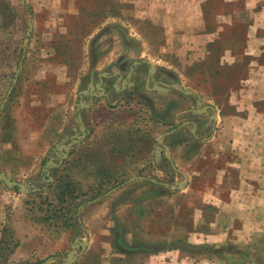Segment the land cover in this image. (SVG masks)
Returning a JSON list of instances; mask_svg holds the SVG:
<instances>
[{"label":"crops","instance_id":"1","mask_svg":"<svg viewBox=\"0 0 264 264\" xmlns=\"http://www.w3.org/2000/svg\"><path fill=\"white\" fill-rule=\"evenodd\" d=\"M99 57L100 60L95 58L89 78L83 77L70 90L69 100L63 104L66 111L55 122L41 173L19 182L27 186L28 192L9 188L0 181L8 191L0 200V258H4L0 264H198L192 256L183 254L187 252L182 241L208 247L224 245L232 236L246 239L254 234L252 224L263 220L264 113L257 112L255 118L229 116L222 135L216 131L202 140L205 145L215 146L214 159L220 156L217 148L225 146L227 150L219 171L221 182L213 186L212 196L206 192L202 200L207 212L215 208L217 212L209 217L193 204L188 218L193 229L188 230L183 224L184 216L181 218L182 206L196 188L190 184L193 176L189 180V172L178 169L179 152L187 143L200 139L193 135L194 128L188 136L190 141L179 142L191 130V126L176 125L185 120L182 100L174 102L173 108L168 106L173 101H160L173 95L178 99L173 91L165 93L140 85L148 73L154 77L151 65L157 81L163 82L158 77V65L148 59L132 61L127 72L119 69L121 65L112 53ZM137 92L149 96L151 102L141 100ZM132 93L137 99L128 105V95ZM137 100L141 102L138 106ZM168 110L173 115L169 126L165 117ZM197 120L195 124L202 127ZM221 121L219 115L215 125ZM249 125L252 131L246 130ZM159 130L162 131L157 135ZM227 153L228 157H224ZM72 165L78 172L71 171ZM168 166L186 176V183H180L184 188L179 191L177 187L173 192V184L149 175L171 172ZM233 174L238 178L229 186ZM112 184L108 193L100 194L101 188ZM220 184L230 192L229 198L215 193ZM63 185L74 193L60 201ZM28 194L53 197L43 204L48 209L39 211L28 205L29 199L24 197ZM182 227L186 233H181ZM82 241L87 242L85 249ZM3 249L10 251L4 255Z\"/></svg>","mask_w":264,"mask_h":264},{"label":"rangeland","instance_id":"2","mask_svg":"<svg viewBox=\"0 0 264 264\" xmlns=\"http://www.w3.org/2000/svg\"><path fill=\"white\" fill-rule=\"evenodd\" d=\"M110 53L119 65L148 59L158 65L160 79L195 92L211 111L204 116L193 112V117L198 114L210 123L214 114L216 124L222 116L218 126L209 125L205 130L209 137L216 131L223 134L229 116L255 118L257 112L264 113V0H0L1 172L22 183L41 173L55 122L66 111L63 104L69 100L70 90L83 77L89 78L95 58ZM183 96L182 101L189 100L185 97L189 95ZM190 100L193 102L183 103V119L191 117L185 108L196 99ZM160 101H173L168 106L174 108L179 99L173 95ZM165 115L169 126L172 112ZM252 128L246 126L247 131ZM188 136L184 133L179 142L190 141ZM214 147L193 142L179 152L178 169L188 171L189 180L193 176L190 184L196 188V193L185 195L182 206L181 218L184 216L188 230L193 229L188 219L193 204L209 217L217 212V208L207 212L202 205L205 193L212 196L213 186L221 182L219 171L227 148H217L220 156L214 159ZM73 170L79 169L72 165ZM149 175L177 187L187 181L173 170ZM237 178L233 174L229 186ZM2 185L0 200L8 192ZM113 185H104L100 194L108 193ZM215 193L227 199L230 192L220 184ZM24 197L40 211L48 209L43 204L53 194ZM260 214L263 220L252 224L254 234L248 238L236 235L224 245L208 247L182 241L187 252L183 254L198 264H264V206ZM185 227L181 233H186ZM3 251L6 255L10 250Z\"/></svg>","mask_w":264,"mask_h":264},{"label":"flooded vegetation","instance_id":"3","mask_svg":"<svg viewBox=\"0 0 264 264\" xmlns=\"http://www.w3.org/2000/svg\"><path fill=\"white\" fill-rule=\"evenodd\" d=\"M127 67V65H125V63H123L122 65H121V70H125V68ZM135 69V66H133V69H131L132 71ZM151 72L152 73H154V77L153 76H151V75H149V73L147 74V76H146V78L144 79V82H140V85L142 84V83H144L145 84V89H146V85H147V87L149 88V89H151V90H157V91H164L165 93H168V92H172L173 90L175 91V90H177V91H179V92H177V94L175 93V95H176V97L179 99H183V95H184V93L185 94H187L188 92H186L184 89H179L176 85H179V84H173V82H171V83H168L167 81L165 82V81H163V82H161V81H157V77H156V70H155V67H153L152 65H151ZM133 73V72H132ZM133 79H135V77L133 78ZM181 86V85H180ZM135 87H137V85L136 84H134V88ZM182 88H183V86H181ZM128 88V86L126 85V87H125V89H127ZM157 88V89H156ZM183 92V93H182ZM133 94V93H132ZM187 95H189V96H185V97H187V98H189V100H187V101H182V103H189V101L192 103L193 101L192 100H190L191 99V97L192 98H194V99H196V103L194 104V105H191V106H188V105H186V108H185V111H189V114L191 115V117L190 118H192V119H198L197 121H199V125H202V127H198L197 126V124H195V121L194 120H192V119H190V120H186V119H188L187 117H186V119L185 120H183L182 121V123H181V127L182 126H184V125H186V126H191V130H187V133H188V135L189 134H191L190 132H192V129H196L194 132V134L193 135H197V136H199V142L200 143H202V140L203 139H207V138H210L208 135H205V130H207L208 128H209V125L211 126H213V125H215V115L214 114H212L211 115V117H210V123L209 122H205V121H202V116H204L205 114L207 115V113H209L211 110H210V108H206L205 106H203V104H202V100H201V98L196 94V93H189V94H187ZM137 96L142 100H145V102H147V103H150L151 101H150V98H149V96H147L146 94H142V93H138L137 92ZM128 97H129V100L130 101H128V105H129V102H132V103H134V101H135V98H136V96H135V94H133L132 96H130V95H128ZM131 97V98H130ZM138 98V99H139ZM137 99V98H136ZM141 102L140 101H138L137 100V103H136V105L138 106L139 104H140ZM207 109V110H206ZM168 112H170L169 110H168ZM183 113H184V110L182 111ZM193 112H195V113H201V112H203V114H201L202 116H200V115H198V114H195V117H193ZM151 112L149 111L148 112V114H150ZM197 115V116H196ZM200 117H201V120H200ZM207 118H209V117H207L206 116V119ZM194 123H193V122ZM186 123V124H185ZM212 129H213V127H212ZM190 137H191V135H190ZM192 138H194V136L192 137ZM182 142V141H181ZM198 143V142H197Z\"/></svg>","mask_w":264,"mask_h":264},{"label":"water","instance_id":"4","mask_svg":"<svg viewBox=\"0 0 264 264\" xmlns=\"http://www.w3.org/2000/svg\"><path fill=\"white\" fill-rule=\"evenodd\" d=\"M31 26H32V24H31ZM153 67H154V65H152ZM19 71H20V69H19ZM17 81V79L15 80V82ZM93 86V85H92ZM179 89H183L180 85H176ZM101 88V90L103 91L104 90V88L101 86L100 87ZM12 90H13V88L10 90V93L12 92ZM5 105H3V107H4ZM215 117H216V115H215ZM161 143H162V141H160ZM170 154V153H169ZM1 170V169H0ZM0 181L1 182H3L5 185H7L9 188H12V189H14V188H20V190H22V192H28L27 191V186L26 185H24V184H21V183H19V182H17V181H15L10 175H8V174H6V173H4V172H1L0 171ZM183 185L184 184H179V188H182L183 187ZM176 188H177V186L176 185H174L173 187H172V191L173 192H175L176 191ZM85 244H87V242L86 241H82V247H83V249H85V247H86V245Z\"/></svg>","mask_w":264,"mask_h":264},{"label":"trees","instance_id":"5","mask_svg":"<svg viewBox=\"0 0 264 264\" xmlns=\"http://www.w3.org/2000/svg\"><path fill=\"white\" fill-rule=\"evenodd\" d=\"M66 188H68V187L67 186L64 187V185L61 187V191L59 194V200L60 201H63L64 199H66L67 196L73 197L74 190H70V189H66Z\"/></svg>","mask_w":264,"mask_h":264}]
</instances>
